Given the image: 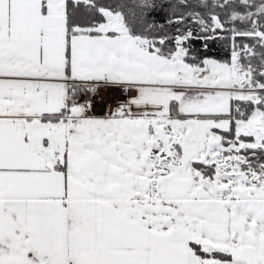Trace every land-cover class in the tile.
Listing matches in <instances>:
<instances>
[{"label":"snow or ice","instance_id":"1","mask_svg":"<svg viewBox=\"0 0 264 264\" xmlns=\"http://www.w3.org/2000/svg\"><path fill=\"white\" fill-rule=\"evenodd\" d=\"M0 264H264V0H0Z\"/></svg>","mask_w":264,"mask_h":264},{"label":"crops","instance_id":"2","mask_svg":"<svg viewBox=\"0 0 264 264\" xmlns=\"http://www.w3.org/2000/svg\"><path fill=\"white\" fill-rule=\"evenodd\" d=\"M107 98H110V99H115L116 98V95H111V96H108Z\"/></svg>","mask_w":264,"mask_h":264},{"label":"rangeland","instance_id":"3","mask_svg":"<svg viewBox=\"0 0 264 264\" xmlns=\"http://www.w3.org/2000/svg\"><path fill=\"white\" fill-rule=\"evenodd\" d=\"M107 97H108V96H107ZM107 97H106V98H107ZM108 99H110V98H108Z\"/></svg>","mask_w":264,"mask_h":264}]
</instances>
